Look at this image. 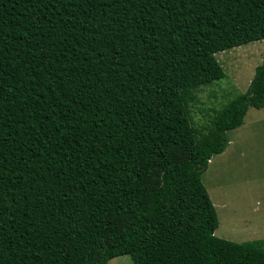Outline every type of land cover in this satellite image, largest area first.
I'll list each match as a JSON object with an SVG mask.
<instances>
[{"label":"trees","instance_id":"16d2710c","mask_svg":"<svg viewBox=\"0 0 264 264\" xmlns=\"http://www.w3.org/2000/svg\"><path fill=\"white\" fill-rule=\"evenodd\" d=\"M263 38L264 0H0V264H264L201 181L264 58L206 133L186 111L215 52Z\"/></svg>","mask_w":264,"mask_h":264},{"label":"rangeland","instance_id":"374dc122","mask_svg":"<svg viewBox=\"0 0 264 264\" xmlns=\"http://www.w3.org/2000/svg\"><path fill=\"white\" fill-rule=\"evenodd\" d=\"M225 77L193 91L186 105L191 126L206 133L216 110L245 92L264 58V38L214 53ZM228 145L213 154L201 181L218 215L214 234L235 242L264 239V107H249ZM231 141V142H230ZM108 264H132L128 254Z\"/></svg>","mask_w":264,"mask_h":264},{"label":"crops","instance_id":"0c3cea01","mask_svg":"<svg viewBox=\"0 0 264 264\" xmlns=\"http://www.w3.org/2000/svg\"><path fill=\"white\" fill-rule=\"evenodd\" d=\"M231 142V141H230Z\"/></svg>","mask_w":264,"mask_h":264}]
</instances>
